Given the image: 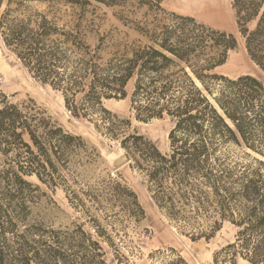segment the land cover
I'll list each match as a JSON object with an SVG mask.
<instances>
[{"label":"trees","instance_id":"1","mask_svg":"<svg viewBox=\"0 0 264 264\" xmlns=\"http://www.w3.org/2000/svg\"><path fill=\"white\" fill-rule=\"evenodd\" d=\"M28 1L71 8L49 5L18 15ZM94 1L146 8L152 20L137 25L144 40L112 51L105 35L90 43L84 21L92 0H0L1 38L35 79L62 94L74 117L119 141L129 166L145 177L155 204L180 232L210 240L225 222L235 228L214 252V264L239 258L264 264V81L216 71L237 48L236 35L167 11L163 0ZM232 5L247 52L264 69V0ZM65 16L71 20L60 24ZM114 98H129L139 121L168 118L169 150L130 131L131 121L104 105ZM101 157L32 99L13 102L0 89V264L129 259L123 251L132 242L129 228L145 218V209L127 183L97 172ZM32 176L60 187L84 221L71 229H16L27 215L25 202L39 189L26 179ZM174 261L186 264L180 255Z\"/></svg>","mask_w":264,"mask_h":264},{"label":"rangeland","instance_id":"2","mask_svg":"<svg viewBox=\"0 0 264 264\" xmlns=\"http://www.w3.org/2000/svg\"><path fill=\"white\" fill-rule=\"evenodd\" d=\"M49 5H55L60 9L71 8L65 3L28 1L17 14L24 17L32 9L45 10ZM162 6L167 11L194 16L200 22L234 33L238 39V46L230 51L227 62L216 71L228 76L250 73L264 81V69L248 54L245 40L238 30L232 0H163ZM12 7L15 8L17 5L13 4ZM4 8L5 5L0 9V13ZM88 9L90 13L84 21V25L91 30L88 41L96 43L99 35H105L108 37V49L111 51L116 50V47L122 49L124 45L144 40L137 30V25L144 27L152 20L146 8L112 7L92 0ZM70 20L71 17L65 16L60 24ZM0 89L13 102H30L32 99L41 110L66 129L83 135L102 155L97 172L103 176L110 172L113 177L124 181L137 193L145 209V218L139 223L133 222L129 228L132 242L128 247L133 249V253L129 252L128 247L123 249L129 259L121 263L115 261L113 264H185L172 263L177 260L178 255L186 264H214V252L233 238L235 228L228 222H225L221 230L210 240L204 238L193 240L169 223L155 204L145 177L124 161L125 152L119 141L99 133L89 120L74 117L65 106L62 94L50 85L35 79L16 54L4 44L1 35ZM104 105L119 117L129 119L130 131L144 134L163 152L169 150L168 135L172 122L168 118L151 119L147 122L137 120L131 110L129 98L105 100ZM236 151L245 156V149L236 148ZM26 179L38 185L39 189L36 190L34 198L25 202L28 212L22 221H18L16 229L33 228V225H35L33 229H67V227L71 229L73 223L84 221L82 215L69 205L60 187L51 188L35 176ZM237 264L249 263L239 258Z\"/></svg>","mask_w":264,"mask_h":264},{"label":"water","instance_id":"3","mask_svg":"<svg viewBox=\"0 0 264 264\" xmlns=\"http://www.w3.org/2000/svg\"><path fill=\"white\" fill-rule=\"evenodd\" d=\"M123 159H124L125 162H127V157H126V155H124Z\"/></svg>","mask_w":264,"mask_h":264}]
</instances>
